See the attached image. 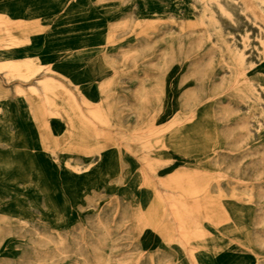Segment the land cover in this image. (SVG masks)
Here are the masks:
<instances>
[{
  "label": "rangeland",
  "instance_id": "1",
  "mask_svg": "<svg viewBox=\"0 0 264 264\" xmlns=\"http://www.w3.org/2000/svg\"><path fill=\"white\" fill-rule=\"evenodd\" d=\"M43 1L40 35L73 39L72 53L101 66L97 105L79 98L77 108L120 168L65 204L64 217L47 213L44 194L13 186L0 201V264H195L167 198L188 227L204 230L214 253L264 264V0ZM139 19L153 26L137 32ZM169 144H202L208 155L186 167ZM23 152L34 154L18 140L10 149L0 143L5 160ZM93 162L63 161L75 171ZM139 175L164 202L159 231L139 205ZM175 177L182 180L173 189L166 183ZM191 188L200 193L192 197Z\"/></svg>",
  "mask_w": 264,
  "mask_h": 264
},
{
  "label": "bare ground",
  "instance_id": "2",
  "mask_svg": "<svg viewBox=\"0 0 264 264\" xmlns=\"http://www.w3.org/2000/svg\"><path fill=\"white\" fill-rule=\"evenodd\" d=\"M46 10L43 0H0V143L10 149L18 140V145L34 152L32 155L18 153V157L11 160H5L0 153V201L6 193H16L12 188L18 184L23 189L32 188L36 194H44L47 213L64 217L63 206L81 200L95 183L104 181V170L108 171L107 175L113 173L120 168V161L116 151L105 148L92 125L78 113L79 98L86 104L97 105L96 81L101 66L95 56L87 57L79 49L72 53L79 45L73 39L40 35L43 29L37 25L38 18ZM186 24L183 22V26ZM152 26V22L139 19L135 30L147 32ZM22 37L30 38L28 46L21 47ZM38 46L44 49V57L34 53L39 50ZM56 55L59 56L54 58ZM15 76L18 79L13 80ZM170 147L169 155L186 167H196L201 158L208 155V148L202 144ZM53 153L58 154L60 164L54 162ZM72 156L83 163L94 162L84 171H75L63 163ZM181 180L175 177L166 185L176 189ZM47 183L55 184L59 190L48 191ZM139 184L146 190L145 199L139 203L143 215L150 230L159 231L164 202L154 191L149 176L139 175ZM186 192L196 197L200 190L191 188ZM166 202L179 223L180 235L195 248V264L211 261L241 264L233 255L214 253L211 244L204 241V230L188 227L185 211L169 198ZM54 225L58 227L57 223Z\"/></svg>",
  "mask_w": 264,
  "mask_h": 264
}]
</instances>
